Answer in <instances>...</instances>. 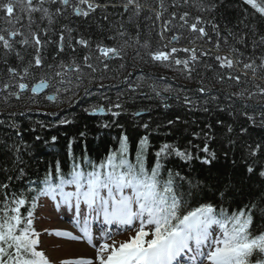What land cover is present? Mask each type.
I'll use <instances>...</instances> for the list:
<instances>
[{"label": "snow or ice", "instance_id": "6c2138e0", "mask_svg": "<svg viewBox=\"0 0 264 264\" xmlns=\"http://www.w3.org/2000/svg\"><path fill=\"white\" fill-rule=\"evenodd\" d=\"M241 3L253 10L243 9V19L236 25L238 29L243 24L244 31L230 27L228 0H197L193 6L211 19L192 17L189 11L172 12L158 35L164 40L177 26L175 22L194 34L190 43H211L210 32L214 33L217 52L222 42L233 41L228 55L214 57L221 70L218 81L239 85L241 76L247 78L249 73L252 81L264 78V31L257 23H246L257 17L264 21V0ZM145 6L146 0H0V64L4 66L0 92L6 102L25 96L33 100L43 96L50 101L61 94L74 97L85 83L91 85L98 79L99 89H104L103 72L110 69V61H123L134 46L137 56L143 49L154 64L175 67L191 80L201 58L209 52L169 48L179 42L177 35L156 49L150 40L141 42L138 20ZM110 8L120 10L121 18L127 16V23L136 29L134 35L124 22H111ZM159 8L157 20L167 11L164 0H159ZM221 10L217 18L215 13ZM181 52L187 55L180 58ZM238 69L240 74L234 75ZM133 75L124 78L126 91H118L115 101L105 95V104L82 109L85 117H110L101 119L98 129L119 130L111 137L115 146H107L98 159L90 154V130L85 124L75 133H63L64 158L57 153L51 161H43V173L37 168L33 179L30 161L37 159L36 149L41 144L51 149L59 139V133L49 139L38 129L68 128L76 125V118L29 125L31 143L25 140V127L19 121L7 124L15 139L11 144L7 140L12 135L0 140V264H53L40 248L42 234L35 227V212L42 198L72 213L79 234L60 229L45 232L72 241L83 239L94 250L91 256L64 258L58 264H264V87L255 84V92H233L227 97L233 103L222 106L219 96L203 86V79L196 89L199 97H206L201 100L183 87L158 83L165 77L146 75L133 81ZM49 89L55 95L47 94ZM84 94L92 95L91 89L85 87ZM136 94L158 100L165 119L153 126L151 116L142 119L151 108L129 111L126 103L135 102ZM235 100L243 102L241 111L234 107ZM250 100L254 103L249 104ZM195 113L206 118H188ZM223 113L232 120L226 122ZM124 115L132 117L134 128L143 129L134 141L120 122ZM103 134L93 138L99 140ZM154 134L161 137L158 142L153 140ZM78 144L79 154L75 151ZM194 165L207 175L193 178L184 174L185 168L196 171ZM209 192L211 198H207ZM201 194L206 198L200 199ZM96 222L100 227L94 236ZM113 225L123 229L116 234H126L127 239L117 240L110 231Z\"/></svg>", "mask_w": 264, "mask_h": 264}, {"label": "trees", "instance_id": "16d2710c", "mask_svg": "<svg viewBox=\"0 0 264 264\" xmlns=\"http://www.w3.org/2000/svg\"><path fill=\"white\" fill-rule=\"evenodd\" d=\"M142 2H145V0H142ZM197 0H189L187 4L184 3V0H164V5L167 11L163 13V17L160 20L155 19V12L161 11L159 8V0H146V6L145 11L141 14L138 23H139V32L141 36V42H143L145 39L150 40L152 48L156 49L158 47H162L163 44H167L168 41L171 39L173 35H177L180 37L179 42L174 43L176 46H169L176 47L182 49V47H190V46H199L196 47L198 50L201 51H208L209 55L207 57H202V63H199L197 66V73L193 74V78L191 80L186 79L185 75H183L179 70H177L175 67L172 69L165 68L163 66H159L154 64L148 59V56L145 54L144 50L141 49V56H143V59H141V56L136 55V46L133 48H129L127 50V55L123 61L119 60H113L110 61V69L103 72V76L105 77L103 79V83L107 86L104 89H99L98 85L101 82L99 79L94 84H87L85 83L79 90V92L82 95H76V96H70L61 94L58 99L52 103L51 101H47L46 98L43 96L37 97L35 100L29 99L28 96H25V98L21 100H15L14 98L7 99V102L5 100V94L0 93V111H4L3 114L0 116V121H3V124H0V140L7 139L8 135H12V139H8L7 143L11 144L12 140L15 139L14 134H11L10 131L7 129V124L10 123L13 120L19 121L22 126L25 127L24 132V138L26 141L31 143L32 137L29 135L27 131V127L29 125L35 127L37 121H42L47 124H55L58 119L62 118H76V125L70 126L68 128L60 127V128H53L51 131H43L39 130L40 134L42 136H45L50 139V136L53 134L59 133V139L55 146H53L51 149L48 146L39 145L36 149L34 155L37 159H34L30 161L32 164L31 173L33 175V179H35L34 173L36 172L37 168L39 169L40 173H43L44 164L43 161H51L54 156L59 153V158H64V152L66 148V140L63 136V133L65 131H68L69 134L75 133L77 130V127L83 128L85 124L89 127V137H88V146L90 149V154L93 156L94 159H98L106 152L107 146H115L114 142L111 140L112 136H117L119 134L118 129H110V130H102L98 129L96 127V124L101 119H110V117H85L82 113V109L84 107H87L89 104H105L106 101L104 100V96L110 97L113 101H115L116 96L118 94V91H126V85L123 83L124 78L128 75V73H134L132 76V80L135 81L141 76H151L153 78L156 77H165V80L158 81L160 84L168 83L171 84L174 88H185L189 90L190 95H192L193 98H198L199 93L196 92V89L201 86L200 81L203 79L204 84L203 86L206 88H210L212 90L213 95L219 96V100L221 102V105H227L229 103H233V101H229L227 97L236 91H243L244 89H248L251 92L257 91L255 88V84H259L261 87H264V78L258 77L255 81H252L251 79V73H249V76L246 78L244 76H241V83L237 85L234 81L224 80L223 82H220L217 80V74L221 70L218 68V64L215 61L214 57L215 55H228V49L229 44L233 43V41L229 40V44L221 43L220 50L217 52L215 48V34L211 33L212 35V42H208L205 40H196L195 43H190L191 39H194V34L189 33L186 29H180L178 27V22H175L177 24L176 27L172 28V31L167 32L165 34V39L161 40L160 36L158 35L159 32L163 30V22L164 20L171 19V13L177 12L178 14L183 11H189L192 14V17H195L196 15H204L206 19H211V16L207 13H200L197 11V8L193 5L196 4ZM231 7L227 11V17L230 21V27L233 28V30H239L244 31L243 24L239 25V28H236V25L239 24V21L243 19V9L247 8L249 13H251L253 10L250 8V6L242 5L241 0H228ZM175 5V7L173 6ZM151 9V10H149ZM117 9H109L108 12L111 13L110 19L111 22L114 24H117L118 22H124L125 26L128 28V30L134 35L135 34V27L131 26L127 23V16L125 15L123 18H121L120 15H118ZM223 10L218 11L215 13L217 18H219L222 14ZM147 17H151V19H148ZM99 21V14L96 18ZM102 22V21H100ZM63 23H68V21H63ZM107 23V22H104ZM223 21L221 20V24L223 25ZM246 23H249L250 25L252 23H257V25L264 31V21H260L259 17H257L256 21H252L251 18H249ZM85 27H87L85 25ZM99 36V34H96ZM180 58H184L185 53L181 52L178 54ZM147 61V62H146ZM124 63L126 65L125 68H120V64ZM205 64L210 65V68H205ZM3 64H0V71L3 70ZM235 74H240V70L238 69ZM98 75H100L98 73ZM88 87L92 91V95L85 96L84 94V88ZM144 92H148L147 88L143 89ZM50 93H54L55 91L52 89H49ZM49 94V93H48ZM137 98L135 102L133 101H127L126 107L129 109V111H136L140 109L145 108H151V113H146L143 120L149 119V116H151V119L153 120V126H155V123H158L165 119L166 112L165 109H163L162 106H160V102L156 99H146L143 96L136 94ZM201 100L206 97H199ZM122 99H126L122 98ZM168 103L174 104V101L169 100ZM242 101L235 100L234 101V107L237 111L242 110ZM249 104L254 103V100L248 101ZM72 109H65L62 112V117L58 118L56 115L50 113L47 115L39 114L37 112L39 107H47L50 111L54 108H60L62 105H75ZM174 109H169L168 112L173 111ZM11 113H16V116H11ZM19 113H24L23 116H20ZM182 114V112H181ZM183 115V114H182ZM222 118L225 119L226 122H229L232 120V117L228 116L227 113L221 114ZM189 119H197L200 121H203L206 117L203 113H195V114H188ZM140 119V118H138ZM120 122L124 123L125 126L128 129V132L133 139V141L136 139V137L143 133V129H137L133 126V120L132 117L129 115H124L120 117ZM104 133L103 135H100L99 140L94 139L93 137L99 133ZM161 137H158L154 134L153 140L157 141ZM81 146L78 144L75 146V151L77 154L80 153ZM40 161L39 163L37 161ZM173 165H170V167ZM194 168H196V171H192L188 168H185L183 170L184 174H190L193 178H203V176L207 175L205 172L200 171L199 165H194ZM65 171H67V165H65ZM212 193L209 192L207 194V198H211ZM206 197L201 194L200 199H205Z\"/></svg>", "mask_w": 264, "mask_h": 264}, {"label": "rangeland", "instance_id": "374dc122", "mask_svg": "<svg viewBox=\"0 0 264 264\" xmlns=\"http://www.w3.org/2000/svg\"><path fill=\"white\" fill-rule=\"evenodd\" d=\"M39 216L35 218V226L41 232V245L40 248L46 253V255L53 261V264H58L59 261L64 258H70L78 256L80 250L86 247L83 241H72L63 237H57L54 234L49 235L48 232H52L49 229H60L64 230L61 226V221L58 216L62 213L50 203L49 200L45 199L41 204ZM58 212V213H57ZM54 227V228H51ZM68 231V230H67ZM123 235H115V238L120 239Z\"/></svg>", "mask_w": 264, "mask_h": 264}, {"label": "bare ground", "instance_id": "6f19581e", "mask_svg": "<svg viewBox=\"0 0 264 264\" xmlns=\"http://www.w3.org/2000/svg\"><path fill=\"white\" fill-rule=\"evenodd\" d=\"M182 114L184 115L185 113L182 112ZM69 229H73V227L71 225H68ZM124 239H127L126 236L123 237ZM118 240V239H117ZM94 254V250L91 248V246L88 245V247H84L80 250V252L78 253V255H85V256H91Z\"/></svg>", "mask_w": 264, "mask_h": 264}]
</instances>
